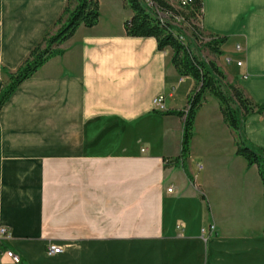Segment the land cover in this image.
<instances>
[{"label":"crops","instance_id":"1","mask_svg":"<svg viewBox=\"0 0 264 264\" xmlns=\"http://www.w3.org/2000/svg\"><path fill=\"white\" fill-rule=\"evenodd\" d=\"M97 1V24L78 27L0 108L4 247L19 264H264L261 181L234 154L217 100L206 96L175 161L182 120L154 113L153 100L183 111L194 82L154 39L125 35L124 0ZM66 5L0 0V91ZM200 26L227 38L204 59L264 107V0H202ZM241 133L264 149V113ZM51 244L61 252L48 255Z\"/></svg>","mask_w":264,"mask_h":264},{"label":"trees","instance_id":"2","mask_svg":"<svg viewBox=\"0 0 264 264\" xmlns=\"http://www.w3.org/2000/svg\"><path fill=\"white\" fill-rule=\"evenodd\" d=\"M67 5L56 21V30L46 35L32 50L18 69L9 74L8 82L0 91V108L9 99L17 87L32 77L49 59L63 54L60 46L69 40L78 27L91 28L99 20L97 0H66ZM150 2L152 6L147 5ZM131 16L124 22L126 36L131 38H152L157 51H171V65L180 77H189L194 82L192 91L187 96L183 111H163L154 113L162 116H176L182 120V137L179 157L183 161L189 154L193 137L195 116L205 102L206 96L217 100L223 122L236 135V156L241 157L248 167L255 166L264 192V149L252 148L242 140V126L245 118L251 114H263L264 107L253 103L244 92L235 85L225 82L223 73L213 61L205 60L201 49L220 56V47L226 37L205 35L201 29L202 0H186L181 5L179 0H124ZM155 9L167 15L160 23ZM182 18L181 28L171 21ZM184 36L188 42L180 41Z\"/></svg>","mask_w":264,"mask_h":264},{"label":"built area","instance_id":"3","mask_svg":"<svg viewBox=\"0 0 264 264\" xmlns=\"http://www.w3.org/2000/svg\"><path fill=\"white\" fill-rule=\"evenodd\" d=\"M179 2L181 3V5L186 4V0H179ZM147 5L152 6V4L150 2H147ZM155 12H156L157 16L159 17L160 23H163L166 19H168L167 15L160 12L159 10L155 9ZM181 21H182V18H175L171 22L174 25H176L177 27L181 28L182 32H184V30H183L184 26H180ZM184 33L187 34V32H184ZM179 40L180 41L185 40L183 33H182V36L179 37ZM239 50H240V46H236V51H239ZM237 66H240V63H237ZM153 106H154L155 110L158 112L164 111L163 96L162 95L156 97L153 100ZM171 191H172V187H169L167 189V192L171 193ZM10 241H11V236H10V233L8 232V230L6 228L0 227V256L6 257L13 264H19L20 263V257L17 254L13 253L11 250L4 247V244L8 243ZM46 252L48 255H57L61 252V249L59 247L51 244V245H48Z\"/></svg>","mask_w":264,"mask_h":264},{"label":"rangeland","instance_id":"4","mask_svg":"<svg viewBox=\"0 0 264 264\" xmlns=\"http://www.w3.org/2000/svg\"><path fill=\"white\" fill-rule=\"evenodd\" d=\"M185 42H188L187 39H185ZM226 51L228 50L227 48H225ZM200 55L203 57V58H208L210 55L209 51L207 49H201V52H200Z\"/></svg>","mask_w":264,"mask_h":264}]
</instances>
